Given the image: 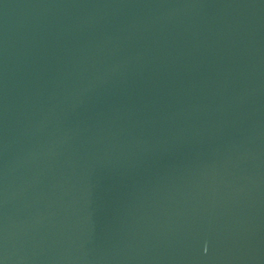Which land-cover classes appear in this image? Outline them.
Masks as SVG:
<instances>
[{
	"label": "water",
	"instance_id": "water-1",
	"mask_svg": "<svg viewBox=\"0 0 264 264\" xmlns=\"http://www.w3.org/2000/svg\"><path fill=\"white\" fill-rule=\"evenodd\" d=\"M0 264H264V0H0Z\"/></svg>",
	"mask_w": 264,
	"mask_h": 264
}]
</instances>
